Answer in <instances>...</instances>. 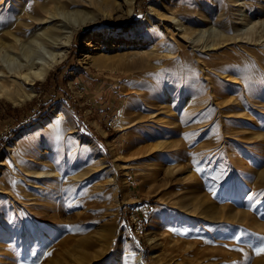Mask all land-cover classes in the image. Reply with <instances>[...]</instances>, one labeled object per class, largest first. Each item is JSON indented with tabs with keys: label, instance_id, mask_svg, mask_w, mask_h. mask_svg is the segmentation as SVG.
Listing matches in <instances>:
<instances>
[{
	"label": "rangeland",
	"instance_id": "1",
	"mask_svg": "<svg viewBox=\"0 0 264 264\" xmlns=\"http://www.w3.org/2000/svg\"><path fill=\"white\" fill-rule=\"evenodd\" d=\"M46 4L91 22L31 99L0 97V264H264V0H0V23Z\"/></svg>",
	"mask_w": 264,
	"mask_h": 264
},
{
	"label": "bare ground",
	"instance_id": "2",
	"mask_svg": "<svg viewBox=\"0 0 264 264\" xmlns=\"http://www.w3.org/2000/svg\"><path fill=\"white\" fill-rule=\"evenodd\" d=\"M125 1L128 3L129 7L131 8L130 12L132 13L133 6H134V3L136 0H125ZM21 5H22V3H21ZM170 9H169V11H170ZM22 10L27 11L26 1L23 2ZM22 10H20V11H22ZM152 10L154 11V10H156V8L153 7ZM199 12H200V10H199ZM24 13H26L24 16L27 17L26 22L20 21L16 24H12V25H7L4 22L0 23V97L1 96H8L10 98V100H12L16 105L21 104V103L23 104L24 102L28 101L29 99H31L34 96V94H35L34 85H35L36 81L40 80V79H45L48 76L51 69L53 67H55V65L59 64L60 62H62L63 60L66 59V56L68 53V47L71 44L72 36L74 35V33L78 29H80L81 27H83V26H85L91 22V20L88 19L84 14H79L81 12H74V13L71 11L53 12L51 10V8L48 7L47 4L39 6L38 8H36L32 12H24ZM155 13L158 15L161 22H163L165 19H167L170 22L172 27H171V30H169V33L174 32L176 29V26L178 27L179 24H177V22H178V19H181V18H178L177 16H175L174 13H172L170 16L168 14H166L167 12L163 13V15L157 11ZM243 14L245 15L244 12H243ZM18 15H20V18L24 17V16H21L22 15L21 12H19ZM178 16H179V14H178ZM58 17L61 18V20H59ZM246 18H248V17H246ZM150 19H151V15H149L148 19L146 20L147 23H149V22H151V23L146 24V27H150L151 25H153V22ZM243 21H241V22H243ZM247 23H249V22L247 21ZM182 25H183V23H182ZM138 27H140V25L135 26L133 28L135 35L137 34L136 37H139V33L137 32ZM166 27L168 28V26H166ZM179 27L181 28L182 26L179 25ZM246 27L247 26H242L241 29L243 30ZM156 28H158V27H156ZM187 28L188 27L185 28L186 30H182L180 32H177L178 33L177 35H180L186 42L188 40L190 42H196L197 44L199 42L205 40L206 34L208 35L206 37V43H207L208 40L210 39V37L217 36V38H218V36L221 35V31H222V30H220V32H216L213 30L214 32L213 31L212 32L214 34L211 35V33L208 34L206 32V30L204 29L205 31H203L204 33L202 34V36L199 38L196 37V39H195V38H193L194 36L192 37L190 35L191 32ZM213 29H215V28H213ZM251 29H252V27H251ZM200 31L202 32V30H200ZM240 32H239V35H240ZM194 33H196V32H194ZM248 33L249 32L247 31V34ZM225 34H227V33H225ZM243 34H244V32H243ZM212 41H214V40H212ZM180 43H181V41H180ZM208 46L211 47L210 45H208V43H207V45L204 44L203 47L207 48ZM195 47H196V45H195ZM203 47H202V49H204ZM169 49H170V47H169ZM171 51H172V49H171ZM170 52H168V53H170ZM99 62H101V61H99ZM161 62H164V61H161ZM99 67H100V65H99ZM122 119H124V118H122ZM69 122L70 121L68 120L67 113L62 109H57L54 112H52L50 114V116L45 121H43L39 126H45V127L54 126L55 127L54 130L56 129L55 133L60 135L61 133L64 132L65 127L69 124ZM120 122H124V121H120ZM129 126H131V125H129ZM52 129H53V127H52ZM6 150H7L8 154H12L11 159L13 160V163L15 164V166H17L16 170H14L16 174H18L19 172L21 173L23 169H24V171H28V169L31 168V165H24L20 162V159H18L19 158L18 154H16L17 146L12 144L11 146H8ZM49 162L50 161H46L45 165L42 167L43 168V172H42L43 177H41V178H44V180L46 179L47 181L57 180L58 175L61 176V172L63 169V168L60 169L61 163H58L57 166H53ZM56 163H55V165H56ZM8 169H12V167L9 166ZM58 169H60V170L58 171ZM59 182H60V180H59ZM54 183H52V185H54ZM23 189H21V191ZM44 189H47V188H44ZM24 192H26V191H24ZM26 196H28V195H26ZM37 198L38 197H36V200H37ZM34 203H36L35 200H34ZM171 235H172V233H171ZM166 240H168V239L166 238ZM176 243H178V241H176ZM134 253H135V251H134ZM133 258H134L133 261L136 264L142 263L139 253L136 252L135 254H133ZM166 258L167 257L165 256V254L159 256L160 260H166Z\"/></svg>",
	"mask_w": 264,
	"mask_h": 264
},
{
	"label": "trees",
	"instance_id": "3",
	"mask_svg": "<svg viewBox=\"0 0 264 264\" xmlns=\"http://www.w3.org/2000/svg\"><path fill=\"white\" fill-rule=\"evenodd\" d=\"M51 109H52V108H51ZM51 109H50V110H51ZM48 110H49V109L46 108L45 106L42 107V109L37 113L36 117L33 118V122H36V121L42 119L43 117H45V116L48 114ZM14 114H18V112L15 110V111H14Z\"/></svg>",
	"mask_w": 264,
	"mask_h": 264
},
{
	"label": "snow or ice",
	"instance_id": "4",
	"mask_svg": "<svg viewBox=\"0 0 264 264\" xmlns=\"http://www.w3.org/2000/svg\"><path fill=\"white\" fill-rule=\"evenodd\" d=\"M261 251L264 252V248H262Z\"/></svg>",
	"mask_w": 264,
	"mask_h": 264
}]
</instances>
